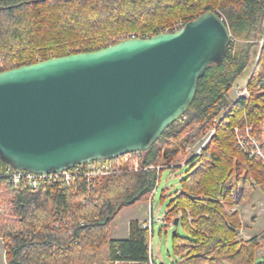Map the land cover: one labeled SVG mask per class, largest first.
<instances>
[{"label": "trees", "instance_id": "1", "mask_svg": "<svg viewBox=\"0 0 264 264\" xmlns=\"http://www.w3.org/2000/svg\"><path fill=\"white\" fill-rule=\"evenodd\" d=\"M208 10L232 33L228 53L207 68L186 118L162 133L145 152L144 164L161 165L160 172L172 166L224 113L202 153L188 161L165 218L180 217L184 234H174L180 264H264L256 257L260 242L239 238L238 210L257 188L264 194V161L237 148L231 135L234 126L247 122L255 123L257 134L264 130V92L257 88L264 62V0H0V72L99 50L131 35L175 32ZM249 69L250 98L233 100V86ZM131 154L123 155L125 168L115 174L80 177L70 187L16 189L2 176L9 166L0 169V201L10 199L11 205L9 214H0L5 263L144 264L149 232L138 220L130 222L127 238L110 234L119 212L149 200L156 183V169L126 170Z\"/></svg>", "mask_w": 264, "mask_h": 264}, {"label": "water", "instance_id": "2", "mask_svg": "<svg viewBox=\"0 0 264 264\" xmlns=\"http://www.w3.org/2000/svg\"><path fill=\"white\" fill-rule=\"evenodd\" d=\"M231 42L208 10L175 32L1 71L0 159L49 173L150 150L190 109L199 79Z\"/></svg>", "mask_w": 264, "mask_h": 264}, {"label": "rangeland", "instance_id": "3", "mask_svg": "<svg viewBox=\"0 0 264 264\" xmlns=\"http://www.w3.org/2000/svg\"><path fill=\"white\" fill-rule=\"evenodd\" d=\"M263 71L264 62L263 65L259 67L258 73L260 72L262 74ZM251 72V69L245 71V76L237 80V82L235 83V87H242L246 85V83L248 82V76H250L249 74ZM230 94L232 99L234 100L236 95L234 91L232 90ZM223 117L224 113H221L217 118L218 122H216L215 120L214 125L211 128H215V126L217 128V125L220 123ZM210 129L202 134L194 144L189 145L194 148H190L186 152L182 151L179 157L180 161L177 160L175 163H173L172 166H167V168L165 167L161 171L158 177L157 188L155 192L151 194L149 200L138 201L133 205L125 206L119 212V214L110 223V234L112 238L126 237L128 235L130 221L132 220H138L141 225H143L145 223H148L149 219H153V227L151 230V234H149V238L156 263L180 264L181 258L176 254L174 250V230H176L178 234L182 235L184 234L183 227L181 224L175 227L174 224L170 225L167 222H161L160 219H163L169 211L170 202L175 197L176 193L180 191L181 179L185 176L186 171L189 168V164L184 163L180 165L182 161L181 158L183 159V161H189L194 153V150L201 143V139L207 135L206 133ZM166 148L167 146L164 147V151ZM142 156L145 158V152L142 153ZM7 166V164H4L0 161V169L6 168ZM2 186L4 187L5 184H3ZM238 210L243 227V230L239 232L240 239L249 240L252 238H256V235L261 231H263L264 233V194L259 188H257L253 192L249 201L244 202L238 206ZM10 211V199L0 201V214L7 215L10 213ZM263 249L264 247L260 246L258 252L256 251L257 261H264V257L261 254ZM0 264H6L5 249L3 241L1 239Z\"/></svg>", "mask_w": 264, "mask_h": 264}, {"label": "built area", "instance_id": "4", "mask_svg": "<svg viewBox=\"0 0 264 264\" xmlns=\"http://www.w3.org/2000/svg\"><path fill=\"white\" fill-rule=\"evenodd\" d=\"M138 37L135 35H131V38ZM262 46L263 41H260ZM258 90L264 92V71L260 78V81L257 86ZM235 95L234 100H238L240 98H250V93L248 90V85L239 87L235 85L233 89ZM182 118H186L183 116ZM262 121L264 123V113L262 114ZM216 122L218 120L216 119ZM216 133V126L215 128H211L206 134L205 137L201 139V143L198 147L194 150L192 155H200L202 153V149L208 143V141L215 135ZM231 135L234 139L235 146L247 154L250 158L253 157H260L264 161V130L257 134L255 132V123L247 122L243 127L234 126L231 130ZM190 148L194 147H185L183 152H186ZM131 154V162L128 164L126 170L128 171H138L140 169L149 170V169H156L157 171V178L154 188L152 190V194L155 192L158 184V177L161 173L162 166H155V165H145L144 161L145 158L142 156L143 152H132ZM130 154V153H128ZM191 157V158H192ZM190 158V159H191ZM182 164H188L187 161H183L181 158ZM126 157L119 156L113 159H102L91 161L84 164L76 165L72 168L57 171V172H49V173H36L30 172L25 170H16L11 167H8L4 173L2 174L3 178L5 179V183L16 188V189H29V190H38V189H47L52 185H57L60 187H70L72 186L76 180L80 177L86 178L88 181L96 178L97 176L115 174L117 171H120L125 168L126 165ZM180 161V159H178ZM191 219V218H190ZM161 222H167L168 224L172 225L173 221H168L165 216L163 219H160ZM153 219H149L148 223L143 224V228L148 229L149 234H151ZM149 247V255L148 260L144 264H157L154 258V254L152 251V245L150 243V238L148 242ZM262 256L264 257V249L261 252ZM127 264H140L139 262H128Z\"/></svg>", "mask_w": 264, "mask_h": 264}, {"label": "crops", "instance_id": "5", "mask_svg": "<svg viewBox=\"0 0 264 264\" xmlns=\"http://www.w3.org/2000/svg\"><path fill=\"white\" fill-rule=\"evenodd\" d=\"M131 222V221H130ZM241 230H243V227L240 229V231ZM259 233H260V235H259ZM256 236V238L258 239V241L260 242V246H263L264 247V233H263V231H261V232H259ZM128 235H129V231H128ZM128 235L126 236V237H124V238H127L128 237ZM124 238H114V239H124ZM244 238V237H243ZM257 252H258V250H257ZM257 255V254H256ZM260 255V254H259ZM264 262V261H263Z\"/></svg>", "mask_w": 264, "mask_h": 264}]
</instances>
